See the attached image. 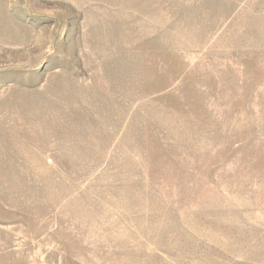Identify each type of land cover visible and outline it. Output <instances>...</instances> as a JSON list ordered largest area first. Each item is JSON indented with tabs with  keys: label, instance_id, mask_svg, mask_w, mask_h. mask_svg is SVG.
Instances as JSON below:
<instances>
[{
	"label": "rangeland",
	"instance_id": "1",
	"mask_svg": "<svg viewBox=\"0 0 264 264\" xmlns=\"http://www.w3.org/2000/svg\"><path fill=\"white\" fill-rule=\"evenodd\" d=\"M0 264H264V0H0Z\"/></svg>",
	"mask_w": 264,
	"mask_h": 264
}]
</instances>
